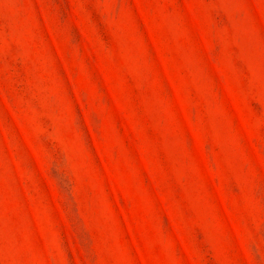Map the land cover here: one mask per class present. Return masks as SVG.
Masks as SVG:
<instances>
[{"label":"rangeland","instance_id":"1","mask_svg":"<svg viewBox=\"0 0 264 264\" xmlns=\"http://www.w3.org/2000/svg\"><path fill=\"white\" fill-rule=\"evenodd\" d=\"M0 264H264V0H0Z\"/></svg>","mask_w":264,"mask_h":264}]
</instances>
